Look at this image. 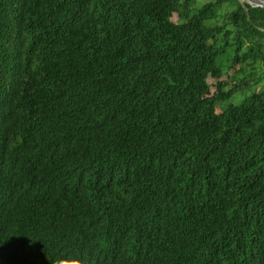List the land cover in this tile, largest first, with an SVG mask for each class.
Returning <instances> with one entry per match:
<instances>
[{"label": "trees", "instance_id": "1", "mask_svg": "<svg viewBox=\"0 0 264 264\" xmlns=\"http://www.w3.org/2000/svg\"><path fill=\"white\" fill-rule=\"evenodd\" d=\"M0 264H264V7L0 0Z\"/></svg>", "mask_w": 264, "mask_h": 264}, {"label": "water", "instance_id": "2", "mask_svg": "<svg viewBox=\"0 0 264 264\" xmlns=\"http://www.w3.org/2000/svg\"><path fill=\"white\" fill-rule=\"evenodd\" d=\"M240 1V0H239ZM251 2L247 1L246 3L252 7H264V2L262 0H250ZM241 2V1H240Z\"/></svg>", "mask_w": 264, "mask_h": 264}, {"label": "bare ground", "instance_id": "3", "mask_svg": "<svg viewBox=\"0 0 264 264\" xmlns=\"http://www.w3.org/2000/svg\"><path fill=\"white\" fill-rule=\"evenodd\" d=\"M241 1H245V2L249 1V2H251L250 0H241ZM251 3H252V2H251Z\"/></svg>", "mask_w": 264, "mask_h": 264}, {"label": "rangeland", "instance_id": "4", "mask_svg": "<svg viewBox=\"0 0 264 264\" xmlns=\"http://www.w3.org/2000/svg\"><path fill=\"white\" fill-rule=\"evenodd\" d=\"M241 1V0H240ZM242 2V1H241ZM235 101H237V100H235ZM235 101H233V102H235ZM229 102H231V101H229ZM226 104H227V102H226Z\"/></svg>", "mask_w": 264, "mask_h": 264}]
</instances>
